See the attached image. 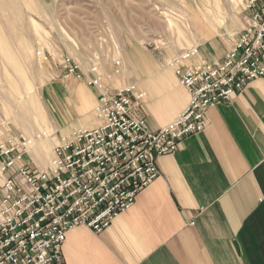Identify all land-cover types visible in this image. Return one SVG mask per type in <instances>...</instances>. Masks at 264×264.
I'll list each match as a JSON object with an SVG mask.
<instances>
[{"label":"crops","instance_id":"obj_1","mask_svg":"<svg viewBox=\"0 0 264 264\" xmlns=\"http://www.w3.org/2000/svg\"><path fill=\"white\" fill-rule=\"evenodd\" d=\"M22 6L23 0H0V9L9 13L0 24V56L15 57V64H20L24 48L27 55L33 50L30 40L19 36ZM126 18L128 31L122 38L145 39L144 18ZM240 34L227 42L198 45L199 55L191 63L223 61ZM19 41L17 56L12 44ZM126 48L119 73L113 63L102 74H113L107 81L112 94L127 85L139 86L146 94L142 113L149 128L159 131L185 111L190 94L166 65V55H151L140 43L127 42ZM48 96L55 132L39 109L25 117V131H43L44 124L51 141L59 142L57 134L65 137L100 125L97 89L64 79ZM51 141L36 144V162L31 161L38 169L49 167L50 153L43 149ZM157 165L159 177L104 231L82 226L68 232L65 264H264V77L210 109L207 127L183 140L175 153L161 156Z\"/></svg>","mask_w":264,"mask_h":264},{"label":"built area","instance_id":"obj_2","mask_svg":"<svg viewBox=\"0 0 264 264\" xmlns=\"http://www.w3.org/2000/svg\"><path fill=\"white\" fill-rule=\"evenodd\" d=\"M234 1L244 20L239 40L218 63L199 59L192 64L198 48L174 59L172 67L190 102L159 131L148 126L142 113L146 95L137 85L112 94L107 81L113 74L103 75L96 63L86 70L69 54L58 57L65 78L100 92L101 123L61 137L47 170L27 159L32 139L11 130L9 123V130L0 132V264H65L70 230L104 231L159 177L161 156L201 133L210 109L264 77V0ZM50 54L38 50L36 56L44 64L52 60ZM120 68L116 61L114 73Z\"/></svg>","mask_w":264,"mask_h":264},{"label":"rangeland","instance_id":"obj_3","mask_svg":"<svg viewBox=\"0 0 264 264\" xmlns=\"http://www.w3.org/2000/svg\"><path fill=\"white\" fill-rule=\"evenodd\" d=\"M18 10L22 14L21 23L17 22L19 36L29 39L33 50L27 55L24 48L20 57V41L12 44L20 64H15V57L0 56V125H5L0 127V132L3 128L9 130L6 126L9 123L11 130L32 139L27 159L33 167H36L32 162H36V144L52 138L44 124L43 131L38 128L25 131L26 118L39 109L43 122L46 123L48 117L55 132L53 104L48 93L54 84L68 79L62 75L58 57L69 54L86 70L95 63L102 70L111 69L116 61H120L122 67L126 44L130 42L140 43L151 55L162 58V54L166 55V65L171 68L174 59L184 51L198 48V45L203 47L208 41L233 40L244 28L242 10L234 0H23ZM4 11L0 9L2 25L9 18V13ZM138 16L144 18L140 22H144L146 38L126 41L122 38L128 31L126 17L137 19ZM137 25L138 22L133 27ZM3 50L1 48L0 52ZM38 50L51 53L52 60L41 64L36 56ZM19 65L22 66L20 71L16 70ZM57 137L61 139L58 134ZM51 143L50 148L43 149L50 153L49 165L59 142Z\"/></svg>","mask_w":264,"mask_h":264},{"label":"bare ground","instance_id":"obj_4","mask_svg":"<svg viewBox=\"0 0 264 264\" xmlns=\"http://www.w3.org/2000/svg\"><path fill=\"white\" fill-rule=\"evenodd\" d=\"M172 68H173V67H172ZM144 94H145V93H144ZM60 142H61V141H59V143H60ZM59 143H58V144H59ZM40 155H41V154H40ZM50 163H51V161H50ZM49 166H50V165H49Z\"/></svg>","mask_w":264,"mask_h":264}]
</instances>
